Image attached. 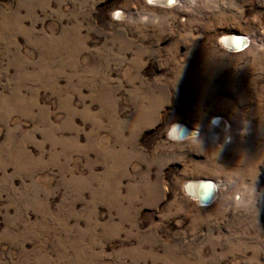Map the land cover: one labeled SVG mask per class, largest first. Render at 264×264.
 <instances>
[{"label": "rangeland", "instance_id": "374dc122", "mask_svg": "<svg viewBox=\"0 0 264 264\" xmlns=\"http://www.w3.org/2000/svg\"><path fill=\"white\" fill-rule=\"evenodd\" d=\"M164 2L0 0V264H264V0Z\"/></svg>", "mask_w": 264, "mask_h": 264}, {"label": "bare ground", "instance_id": "6f19581e", "mask_svg": "<svg viewBox=\"0 0 264 264\" xmlns=\"http://www.w3.org/2000/svg\"><path fill=\"white\" fill-rule=\"evenodd\" d=\"M164 1L165 0H159L160 3H165ZM167 1H168V4H172L174 2H178L179 0H166V2ZM239 36H242V38H243V40H242L243 41V45L245 47L246 44H248L247 43L248 37H245L244 35H241V34L228 35L224 39L225 45L227 44L226 47L228 49H230V50H233V51H241L240 48L233 47L234 45L239 44V41H238V38H237ZM246 48L248 49V45H247ZM216 122H218V120ZM220 122L221 121H219V123ZM183 127H185L188 130L192 131V133L190 135H188L189 138L195 136V131H193V129L190 126L184 125V124L183 125L182 124L176 125L172 129L171 134L173 136H175V137L183 138V135H182V129H183ZM224 127H226V126H224ZM184 138H188V137H184ZM213 140H217V138L216 137H213ZM211 181L213 182V188H212V191H211V196L207 194V192H208V188L207 187H204V185L202 186V184H200V186H198V184L192 183V182L189 183L188 186H187L189 195L192 196L194 199L199 200V201L202 200V199H204V200L207 199L206 201H200L201 204H203V205L204 204H210L213 201V199L215 197H217L220 192H222V189H223V188H220L221 186H219L218 184H216L213 180H211Z\"/></svg>", "mask_w": 264, "mask_h": 264}, {"label": "water", "instance_id": "95a60500", "mask_svg": "<svg viewBox=\"0 0 264 264\" xmlns=\"http://www.w3.org/2000/svg\"><path fill=\"white\" fill-rule=\"evenodd\" d=\"M238 38V41H239V44L237 45H234L233 47L235 48H240V50H243L245 47L243 45V38L242 36H239L237 37ZM192 133V131L188 130L187 128L183 127L182 129V135H183V138L184 137H189L188 135H190ZM196 184H198V186H200V184H202V186L204 185V187H207L208 188V192L207 194L211 196V191H212V188H213V182L211 180H201V181H195ZM207 200V199H206ZM204 199L200 200V201H206Z\"/></svg>", "mask_w": 264, "mask_h": 264}]
</instances>
